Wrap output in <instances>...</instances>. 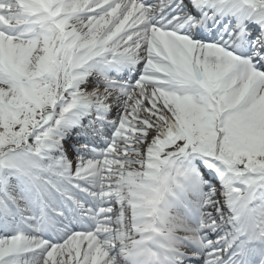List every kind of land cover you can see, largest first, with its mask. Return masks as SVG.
I'll return each mask as SVG.
<instances>
[{"label": "snow or ice", "instance_id": "1", "mask_svg": "<svg viewBox=\"0 0 264 264\" xmlns=\"http://www.w3.org/2000/svg\"><path fill=\"white\" fill-rule=\"evenodd\" d=\"M0 264H264V0H0Z\"/></svg>", "mask_w": 264, "mask_h": 264}]
</instances>
